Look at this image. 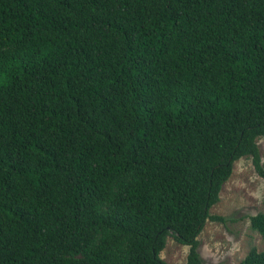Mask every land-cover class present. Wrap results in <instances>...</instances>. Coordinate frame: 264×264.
Here are the masks:
<instances>
[{
  "label": "trees",
  "instance_id": "trees-1",
  "mask_svg": "<svg viewBox=\"0 0 264 264\" xmlns=\"http://www.w3.org/2000/svg\"><path fill=\"white\" fill-rule=\"evenodd\" d=\"M262 136L264 0H0V264H205Z\"/></svg>",
  "mask_w": 264,
  "mask_h": 264
},
{
  "label": "rangeland",
  "instance_id": "rangeland-1",
  "mask_svg": "<svg viewBox=\"0 0 264 264\" xmlns=\"http://www.w3.org/2000/svg\"><path fill=\"white\" fill-rule=\"evenodd\" d=\"M257 142L264 164V136ZM259 212H264V177L258 174L250 157H242L234 162L220 200L210 210L225 220L208 219L198 236L204 263L237 264L251 247L264 251V238L252 228L249 219ZM188 250V245L169 234L160 256L167 264H187Z\"/></svg>",
  "mask_w": 264,
  "mask_h": 264
}]
</instances>
